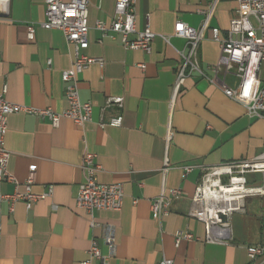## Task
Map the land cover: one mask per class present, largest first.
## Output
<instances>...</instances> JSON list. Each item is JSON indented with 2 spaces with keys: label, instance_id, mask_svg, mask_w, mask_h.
Here are the masks:
<instances>
[{
  "label": "crops",
  "instance_id": "1",
  "mask_svg": "<svg viewBox=\"0 0 264 264\" xmlns=\"http://www.w3.org/2000/svg\"><path fill=\"white\" fill-rule=\"evenodd\" d=\"M87 2L88 48L80 53L102 61L77 76L80 101L92 105L91 121L78 127L62 119L53 128L47 119L23 112L8 117L5 148L15 184H0V264H80L89 258L91 240L103 258L91 264H159L163 259L172 264H252L247 248L264 246V197L246 199L244 211L232 215L228 245L205 243L203 225L189 212L203 169L264 153V119L249 116L197 74L181 79L175 91L180 53L188 50L185 40L173 35L174 25L199 29L204 12L212 10L198 49L200 66L210 76L207 65L221 55L210 30L217 28L221 39L226 36L237 17L236 3L134 0L136 30L148 24L156 35L146 54L125 48L119 34L103 36L95 29L98 21L111 24L115 0ZM44 21V0H9L0 14V90L6 88L11 103L60 113L68 107L61 74L71 68L74 50L60 31L43 29ZM114 97L124 101L122 126L100 128L101 109ZM118 113L111 107L103 118ZM85 153L95 156L99 183L124 189L121 210L96 211L94 228L75 202L85 179ZM32 166L31 192L42 195L53 187L52 196L29 210L21 201L2 200L25 191ZM172 190H180V198L171 201L166 216L154 219L152 201L161 195L169 199ZM108 227L114 232L113 251L103 242ZM177 233L197 240L176 245Z\"/></svg>",
  "mask_w": 264,
  "mask_h": 264
},
{
  "label": "built area",
  "instance_id": "2",
  "mask_svg": "<svg viewBox=\"0 0 264 264\" xmlns=\"http://www.w3.org/2000/svg\"><path fill=\"white\" fill-rule=\"evenodd\" d=\"M237 5V17L230 21L226 36L221 39L219 30H210L212 40L219 44L221 55L213 65H207L206 70L201 68L198 58V49L208 29V22L212 10L204 12L205 19L199 29L177 22L174 25L173 35L184 39L187 54L180 53L182 64L177 74L175 91L178 90L181 79L197 74L209 84L218 88L228 99L241 104L249 116L264 119V0H232ZM9 0H0V14L6 11ZM134 0H115L114 18L109 26L103 22L95 23V29L103 36L108 33L119 34L122 45L130 50H140L146 54L151 53V46L155 34L146 24L143 31L135 27ZM45 21L40 25L45 30L60 31L66 42L73 47L74 60L71 68L61 74L65 85V99L68 103L66 110L56 113L51 109H34L9 102L6 99V88L0 90V184L3 181L14 183L8 171L10 153L5 148V135L7 119L10 115L20 112L47 119L53 128H58L62 119H68L78 127H83L91 121L92 105L82 103L79 98L77 76L91 64L102 61L94 59L80 52L88 48V2L87 0H44ZM255 22L256 26L252 23ZM34 29L28 30V38L32 39ZM130 35H135L129 40ZM234 79V82L231 80ZM123 98L114 97L105 101L101 109L102 118L98 123L100 128H119L122 126L123 117L120 111L123 108ZM115 107L119 113L103 118L105 112ZM95 156L85 153L82 159V169L85 173L84 181L79 185L75 199L76 206L83 210L89 217L90 228L98 225L93 220L96 211H120L123 205L124 189L120 184L99 183L95 174L100 167L94 163ZM36 168L30 167L23 193L3 195L2 200L24 203L26 209L39 200L52 196L53 187H48L47 192L35 195L31 192ZM186 173L190 168L185 169ZM249 174L261 175L263 184L252 186L247 182ZM180 190H172L170 198L162 195L151 203V213L156 220H161L168 214L172 200L180 198ZM252 197H264V153L253 160L232 161L214 167L205 168L201 179L195 189L191 202L189 216L201 223L204 227V242L213 245H228L232 242L231 217L234 213L244 211L245 201ZM176 245L181 240H197L189 233H177ZM104 244L113 251L114 232L106 228L103 239ZM252 264H264V246L247 248ZM89 258L80 264H91L93 260L103 261L98 244L91 240L88 250ZM260 259L259 262L257 260ZM104 264V262H103ZM159 264H172L171 260L163 259Z\"/></svg>",
  "mask_w": 264,
  "mask_h": 264
},
{
  "label": "rangeland",
  "instance_id": "3",
  "mask_svg": "<svg viewBox=\"0 0 264 264\" xmlns=\"http://www.w3.org/2000/svg\"><path fill=\"white\" fill-rule=\"evenodd\" d=\"M252 23L256 26L253 20H252ZM231 81L234 82V79H232ZM246 178H247V182L249 185L261 186L263 184V179L260 175L249 174L246 176Z\"/></svg>",
  "mask_w": 264,
  "mask_h": 264
}]
</instances>
